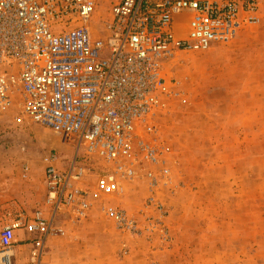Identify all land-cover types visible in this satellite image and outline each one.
Here are the masks:
<instances>
[{
	"label": "built area",
	"instance_id": "2783aa9c",
	"mask_svg": "<svg viewBox=\"0 0 264 264\" xmlns=\"http://www.w3.org/2000/svg\"><path fill=\"white\" fill-rule=\"evenodd\" d=\"M98 4L0 0V120L18 97L14 121L51 130L76 153L66 170L49 156V216L37 211L3 226L0 264H11L18 228L36 234L27 264H44L46 240L64 234L53 225L61 208L81 221L94 201L118 196L124 183L137 181L149 195L135 214L104 201L100 208L121 233L156 235L167 243V210L156 194L173 182L174 156L160 120L186 103L167 66L179 53L229 43L245 26L259 24L264 0H114L106 19H94ZM80 152L107 165L90 191L82 187Z\"/></svg>",
	"mask_w": 264,
	"mask_h": 264
},
{
	"label": "rangeland",
	"instance_id": "374dc122",
	"mask_svg": "<svg viewBox=\"0 0 264 264\" xmlns=\"http://www.w3.org/2000/svg\"><path fill=\"white\" fill-rule=\"evenodd\" d=\"M113 1L99 0L93 18L106 19ZM261 14L259 24L245 26L231 42L179 53L167 66L186 97L160 120L174 156L173 182L156 194L167 210L169 241L121 233L105 216L101 201L135 214L149 195L142 182L124 183L120 195L93 202L85 222L60 209L55 223L65 234L51 235L60 237L45 247L44 264H65L70 246L84 263L264 264V5ZM19 101L0 120V205L9 213L0 208V226L43 208L49 156L59 170L76 156L60 135L14 121ZM76 161L86 169V190L107 170L82 152ZM71 226H78L74 236Z\"/></svg>",
	"mask_w": 264,
	"mask_h": 264
},
{
	"label": "crops",
	"instance_id": "0c3cea01",
	"mask_svg": "<svg viewBox=\"0 0 264 264\" xmlns=\"http://www.w3.org/2000/svg\"><path fill=\"white\" fill-rule=\"evenodd\" d=\"M256 96H258V94H256ZM252 99H254V97H252ZM27 168L28 169V166L24 167V169ZM45 175V174H44ZM95 182V181H94ZM43 183L45 185V179L43 177ZM93 186H94V183L92 185V187L88 190H92L93 189ZM46 190V188H45ZM101 199V198H100ZM98 199V201L100 200ZM104 198H102L103 200ZM95 202V201H94ZM3 203V200H0V204ZM7 204L5 206L3 205H0V208L1 210L3 209H7ZM42 208V206H41ZM41 208L35 210L32 214L30 215H20L19 217L20 218H24V217H32L34 216L35 212L37 211H41L43 213L44 216H47V212L46 210L48 209V204L45 203V205L43 204V210H41ZM2 212V211H1ZM1 215H4V216H7L9 215V213L7 212L6 210V214L5 212L4 213H1ZM58 215L60 216V213L58 212V214L54 217L53 219V225L56 226V227H61V226H57L55 222H58L56 221L59 220L58 218ZM90 212L88 213L87 217L85 218V220H81V223L82 221L85 222L87 221L91 216H90ZM18 219V218H17ZM13 221V220H12ZM12 221L10 220H3L1 222V226H0V229L7 225V224H10ZM61 221V220H60ZM69 221H63V223H68ZM80 223V222H79ZM80 223V224H81ZM75 225V224H74ZM80 228L83 227L82 225L79 226ZM63 228V227H61ZM72 230V232H70L69 234L74 236L76 234V230L78 228V226H75V227H70ZM65 234V233H64ZM53 237H60L58 235H55V236H50L48 237V239L46 240L45 242V247H47V245H49V243L52 241V238ZM36 238V234L34 233H31L27 230H25L24 228H18V229H15L14 230V235H13V240H14V243L11 247V250H10V253H11V264H14V259L17 258V261L15 262L16 264H27V259H28V256H29V252H30V249L32 247V241ZM72 248V249H71ZM68 255H66V260H65V264H99L100 263V260H97V261H92V262H87V263H84V260L83 259H79V257L76 256V252H75V249L70 246V249H69V252H68Z\"/></svg>",
	"mask_w": 264,
	"mask_h": 264
}]
</instances>
